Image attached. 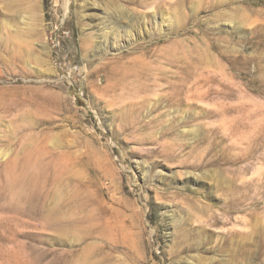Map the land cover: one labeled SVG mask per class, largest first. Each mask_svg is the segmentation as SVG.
Listing matches in <instances>:
<instances>
[{"label":"rangeland","instance_id":"obj_1","mask_svg":"<svg viewBox=\"0 0 264 264\" xmlns=\"http://www.w3.org/2000/svg\"><path fill=\"white\" fill-rule=\"evenodd\" d=\"M0 264H264V0H0Z\"/></svg>","mask_w":264,"mask_h":264}]
</instances>
